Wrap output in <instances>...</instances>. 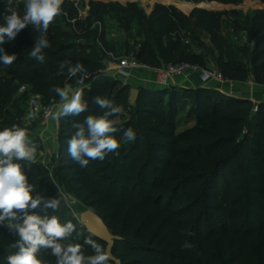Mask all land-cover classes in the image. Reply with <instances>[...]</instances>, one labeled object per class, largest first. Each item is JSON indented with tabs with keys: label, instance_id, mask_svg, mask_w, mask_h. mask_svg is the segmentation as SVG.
<instances>
[{
	"label": "trees",
	"instance_id": "obj_1",
	"mask_svg": "<svg viewBox=\"0 0 264 264\" xmlns=\"http://www.w3.org/2000/svg\"><path fill=\"white\" fill-rule=\"evenodd\" d=\"M185 1L195 5L188 14L173 4L156 3L149 13L128 5L144 36L137 57L153 69L185 62L203 66V59L185 48L187 30L194 25L208 36L225 79L244 82L251 78L264 86V0H254L262 8L244 16L252 45L242 51L247 62L229 54V44L220 31L227 12L209 8L214 2L234 5L243 0ZM89 5V15L81 17L75 1L64 0L62 13L56 17L59 21L49 26L51 46L43 50L42 64L30 57L40 34L32 25L13 41L0 45L6 54L17 57L0 72V105L16 107L15 96L23 86L43 97L45 104H56L60 98L54 89L65 83L80 90L88 102V111L80 116L60 118L58 155L49 167L19 161L35 189L33 195L61 200L60 185L74 188L77 198L120 237L112 248L120 264H264V101L254 107L251 100L216 88L170 86L138 88L136 106L131 107V86L103 75L105 64L93 45L98 41L109 46L103 33L94 31L93 21L120 12V6L95 0ZM13 11L23 15L21 8L0 4V24L4 15ZM63 61L80 63L85 72L69 78L65 68L58 74ZM81 78L83 83H78ZM98 95L121 108L118 115L110 117L113 121L119 118L114 122L121 130L116 138L120 140L123 130L131 127L136 139L121 141L117 151L82 169L68 155V140L76 123L88 115L103 114L104 110L92 103ZM4 128L11 127L0 125V130ZM33 211L44 214L40 208ZM47 214L76 225L71 242L83 245L85 255L94 254L84 243L86 239L106 246L78 219L67 215L62 202L59 210L49 209ZM18 239L0 224V264H7L6 257L17 251L11 245ZM185 241L191 243L190 249L181 246ZM37 255L42 264H56L48 249Z\"/></svg>",
	"mask_w": 264,
	"mask_h": 264
},
{
	"label": "clouds",
	"instance_id": "obj_2",
	"mask_svg": "<svg viewBox=\"0 0 264 264\" xmlns=\"http://www.w3.org/2000/svg\"><path fill=\"white\" fill-rule=\"evenodd\" d=\"M63 3L64 0H23V15L16 11L4 15V23L0 24V45L13 41L26 26L32 25L40 34L30 57L44 63L43 50L51 46L47 32L54 19L61 15ZM16 58L15 54L8 55L0 47V62L5 67L12 65ZM65 68L69 78L85 72L82 64L72 65L70 61H63L58 74L62 75ZM77 82L83 83V79ZM54 91L62 103L57 111L51 113L52 119L78 117L88 111V102L83 100L80 90H73L65 83ZM92 103L103 109V114L88 115L82 123H76V131L68 140V155L82 169L87 168L90 161H103L109 153L117 151L121 141L128 143L136 139L131 127L123 130L120 140L115 136L121 130L114 126L110 117L121 112L120 106L99 95L93 97ZM34 116L35 112L29 113V118ZM28 135V129L16 125L0 130V224H5L19 237L11 245L17 251L6 257L7 264H42L37 255L41 249L50 250L56 264H109L115 259L111 245L105 248L91 238L86 239L84 243L91 247L94 254L85 255L83 245L71 242L76 225L71 221L61 223L57 215L47 214L49 209L54 212L59 210L61 200L33 195L35 189L28 183L19 163L35 161L37 145L28 139ZM38 208L44 212L43 215L33 211ZM181 246L185 249L192 247L188 241Z\"/></svg>",
	"mask_w": 264,
	"mask_h": 264
},
{
	"label": "rangeland",
	"instance_id": "obj_3",
	"mask_svg": "<svg viewBox=\"0 0 264 264\" xmlns=\"http://www.w3.org/2000/svg\"><path fill=\"white\" fill-rule=\"evenodd\" d=\"M75 1L79 14L81 17H85L90 13V1L91 0H73ZM108 2L113 1L120 6L121 11L118 13H107L102 18H97L93 21V29L96 32H101L104 35L108 47L102 42L94 41V48L97 50L99 55L103 58V63L105 68L102 71L105 77L111 79H118L123 83L125 78H114L109 75V69H107V64L111 63L113 67H116L121 60L133 59L139 64V68L143 70L152 69L145 62L137 57L140 43L144 40V36L140 31L138 25L128 11L129 4H135L143 12L149 13L156 3H162L165 5L173 4L177 6L180 10L185 13H189L191 7L195 6L193 3L182 0H95ZM0 4L7 6L8 9L21 8L24 10L23 0H0ZM189 4L190 8L184 9L182 6ZM200 6V5H199ZM206 7V6H200ZM208 8V7H207ZM212 10L226 11L227 13L223 16L221 22V34L226 39L227 44H229L230 56L233 59H237L241 62H247L248 57L243 54V49L247 47L250 49L252 45L248 42L246 33V20L244 16L254 9H260L262 6L255 2L254 0H243L238 4H221L214 2L213 5L209 7ZM125 9V11H123ZM123 11V12H122ZM233 12V13H231ZM59 19L55 18L53 22H58ZM188 36L185 39V48L189 54L199 55L203 61L204 65L196 67L199 69L215 67L220 69V63L215 60L217 54L214 52V48L210 43L208 36L199 28L191 25L188 28ZM189 63L190 62H185ZM194 65V64H193ZM4 69V65L0 62V72ZM182 77V76H181ZM251 78H248L243 82L248 84ZM219 87L230 91H238V87L233 84V81L225 79L224 81H216ZM237 83V82H236ZM242 83V82H240ZM72 87V86H71ZM132 87V86H131ZM73 90L74 87H72ZM261 98H264V90L257 92ZM17 106H2L0 105V125L12 127L16 125L21 128L28 129V139L37 145V152L35 156V161L33 163H40L44 167H49L51 161L55 159L58 155V150L47 158L46 154L50 153L47 145L46 139H44L42 133L45 136L50 135L51 140L53 139L58 146V135L60 119L54 120L50 119L46 121L41 111L35 110V106L38 105L42 107L46 103L43 97L34 95L28 91V87H20L18 93L16 94ZM188 97L192 98V94H188ZM35 101V103H33ZM259 99L254 97L252 106H254ZM264 101V100H263ZM62 102L59 101L56 104H50L53 106V113L58 110V106ZM189 104L186 106L185 111L188 109ZM255 107V106H254ZM185 111L183 113H185ZM35 112L33 118H29V113ZM127 113L124 114L125 117ZM119 121V118H115L114 122ZM53 125V131L48 130V125ZM191 122L189 125H192ZM39 130H41L39 132ZM49 172L52 171L50 168ZM61 202L63 204L64 210L67 215H70L76 219H79L81 211L89 208L87 204L82 202L77 198L74 188L60 185L58 187Z\"/></svg>",
	"mask_w": 264,
	"mask_h": 264
},
{
	"label": "crops",
	"instance_id": "obj_4",
	"mask_svg": "<svg viewBox=\"0 0 264 264\" xmlns=\"http://www.w3.org/2000/svg\"><path fill=\"white\" fill-rule=\"evenodd\" d=\"M192 8V7H191ZM191 10V9H190ZM107 69L113 68L111 63H108ZM123 83L129 84L132 87L137 88H144L148 90H155V89H162V88H168L170 86H178L182 88H197V87H207V88H216L218 90H221L225 93H228L230 95H234L237 97L253 100L254 97H257L259 101H263L264 98H261L257 92H260L261 90H264V86H259L253 82L251 79L248 84L245 85L240 82H234L236 87H238V91H230L227 89H224L222 87H219L216 81H209L206 83H203L199 79V75L197 72H191L189 74H186L182 77L172 78V79H166L165 81H162L160 79V74L158 69H148L143 70L139 67L135 69H131L128 71V76L125 78V81ZM27 87V86H24ZM71 95V93H70ZM61 101V100H60ZM258 101V102H259ZM62 102V101H61ZM48 130L53 131V125H48ZM41 130H39L40 132ZM44 139L47 141L49 152L46 154V157L48 158L51 153H55L58 150L57 144L52 139L50 135L45 136L44 133H42Z\"/></svg>",
	"mask_w": 264,
	"mask_h": 264
},
{
	"label": "built area",
	"instance_id": "obj_5",
	"mask_svg": "<svg viewBox=\"0 0 264 264\" xmlns=\"http://www.w3.org/2000/svg\"><path fill=\"white\" fill-rule=\"evenodd\" d=\"M139 67L136 61L133 59L129 60H121L120 63L111 69H109V75L114 78H126L128 76V71L131 69H135ZM191 67L193 72H197L199 75V79L201 82L206 83L209 81H224L225 78L222 75L221 71L215 67L199 69L196 66H191L186 63L182 64H169L165 65L159 70L160 79L165 81L166 79H174L177 77H181L186 75L184 73L185 69ZM231 82V81H230ZM39 110L42 113L43 118L48 121L51 119V113H53V106L52 105H44L39 107L38 105L35 106V110Z\"/></svg>",
	"mask_w": 264,
	"mask_h": 264
},
{
	"label": "water",
	"instance_id": "obj_6",
	"mask_svg": "<svg viewBox=\"0 0 264 264\" xmlns=\"http://www.w3.org/2000/svg\"><path fill=\"white\" fill-rule=\"evenodd\" d=\"M193 72L191 67L185 69L184 73L189 74ZM199 88V87H197ZM139 90L137 87H131L128 95V103L131 107L136 106V101L138 98ZM78 221L86 228L87 232L93 235L95 238L101 240L106 244L105 248H108L111 245V252L116 240H119L120 237L113 235L108 229L106 223L102 217L92 208H86L81 211ZM115 258L112 262L114 264H120V260Z\"/></svg>",
	"mask_w": 264,
	"mask_h": 264
}]
</instances>
